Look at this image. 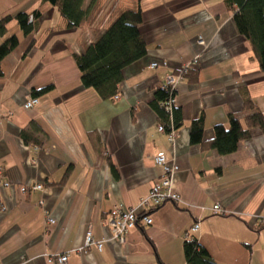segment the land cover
<instances>
[{
	"label": "crops",
	"instance_id": "obj_1",
	"mask_svg": "<svg viewBox=\"0 0 264 264\" xmlns=\"http://www.w3.org/2000/svg\"><path fill=\"white\" fill-rule=\"evenodd\" d=\"M136 6L148 54L124 70L118 94L105 100L83 87L74 55ZM33 11L40 29L30 37L15 20L0 35V45L13 35L20 41L0 72V168L10 183L0 188V264H56L49 257L65 253L67 264H186L189 234L217 264H264L257 219L264 217V133L252 129L230 155L191 144L193 121L203 119L209 142L230 113L243 115V86L264 113V76L226 0H97L90 20L71 31L44 0H0V21ZM199 36L208 48L197 82L186 79L174 93L181 121L172 145L159 132L156 93L166 75L193 62ZM31 97L40 103L25 110ZM158 152L178 164L173 188L182 203L149 211L152 225L130 230L121 244L109 214L116 206L138 210L162 175ZM215 205L225 214H214ZM88 231L105 241L102 252L79 250Z\"/></svg>",
	"mask_w": 264,
	"mask_h": 264
},
{
	"label": "trees",
	"instance_id": "obj_2",
	"mask_svg": "<svg viewBox=\"0 0 264 264\" xmlns=\"http://www.w3.org/2000/svg\"><path fill=\"white\" fill-rule=\"evenodd\" d=\"M55 7L60 14L61 22L66 30H76L81 27L91 14V9L97 0L86 5V0H44ZM99 1V0H98ZM229 6L233 22L241 38H243L252 50V58L256 59L259 69L264 76V0H226ZM31 17L33 22L30 21ZM41 14L33 11L18 13L1 19L0 35H5L7 24L15 20L22 34L30 37L40 29ZM143 11L139 6L122 10L112 21L111 25L85 50L75 56L76 66L80 71L83 87L94 89L99 97L105 100L112 99L119 92V85L124 79V70L132 63L142 60L147 56V43L142 31ZM19 38L15 35L8 38L0 45V72L4 58L18 48ZM33 43L29 46L30 51ZM188 82L196 83L198 70L177 71ZM243 93V115L230 113L228 126L220 124L214 128V139L205 141L203 119L192 122L190 130L191 144L203 145L215 150L219 155H230L237 151L239 144L251 137L252 129H259L264 133V113L258 109L256 102L250 97L245 86L241 87ZM40 90L41 94L49 91ZM39 93H36L37 97ZM161 124L166 128V133L174 126L176 132L180 128V111H174L171 115L162 105L172 97L170 88L159 89L156 93ZM35 98V97H34ZM169 116V117H168ZM171 122V123H170ZM172 125V126H171ZM184 254L186 264H217L210 253L195 239L184 241Z\"/></svg>",
	"mask_w": 264,
	"mask_h": 264
},
{
	"label": "built area",
	"instance_id": "obj_3",
	"mask_svg": "<svg viewBox=\"0 0 264 264\" xmlns=\"http://www.w3.org/2000/svg\"><path fill=\"white\" fill-rule=\"evenodd\" d=\"M31 22H33V18L30 19ZM199 44L203 47H198V50H200L201 53H198L199 55L196 56V58L193 60V62L185 64V66L180 70L181 72H184L185 70H192L196 71L198 70L201 65L198 61L200 55L206 51L208 48V44L205 42L202 36H199ZM201 48V49H200ZM159 66L158 63H153L152 68H157ZM168 64L164 62L163 67H167ZM179 71V72H180ZM186 81L185 77L179 74H168L165 77V87L171 89L172 97L162 103V105L165 107V110L171 115V120L173 119V111H177L179 108V105L177 104V100L175 99V92L178 85L182 82ZM40 103V100L38 98L31 97L26 100V103L24 104V109H34L37 107V105ZM172 126V125H171ZM159 131L161 133H166V128L162 125H159ZM168 140L170 144H174L177 140V132L172 126L171 130L166 133ZM155 164L157 167H159L162 170V175L160 179L158 180V183L155 184L151 189L148 197L142 199L140 201V205L138 210L137 209H123L120 206H116L111 213L109 214V218L107 219V224L110 226L112 236H114V239L116 241H119V243L124 244L127 241V235L130 230L135 228H144L149 227V225H152V218L149 215V211L159 209V207L173 202L175 204L180 205L182 203V200L178 193L174 191V175L179 171L178 164L175 159H170L167 157L165 152H158L157 155L154 156ZM10 185L9 181L6 180V177H4V171L0 168V188L1 186L8 187ZM42 186L36 187V189H41ZM141 209V210H140ZM140 210V211H139ZM214 214L224 215L225 210H222L219 205H215L213 207ZM258 224L264 225V217L258 215ZM50 224L56 223V220L54 218H51L49 220ZM200 229V223H196L192 229L191 233L196 232ZM189 240L192 239V235L189 234L188 236ZM105 241L103 240H95V238L92 236L91 231H88L86 233V241L84 246L79 249L82 252H86L89 248H95L96 250L102 251L104 249ZM69 254L65 253L63 255H54L49 257L50 263H56V264H67L68 262Z\"/></svg>",
	"mask_w": 264,
	"mask_h": 264
},
{
	"label": "rangeland",
	"instance_id": "obj_4",
	"mask_svg": "<svg viewBox=\"0 0 264 264\" xmlns=\"http://www.w3.org/2000/svg\"><path fill=\"white\" fill-rule=\"evenodd\" d=\"M115 15H116V14H115ZM88 20H90V19H87L85 22L87 23ZM85 22H84V24H86ZM84 24H83V25H84ZM83 25H82V26H83ZM203 39H204V38H203ZM197 40H198V41H197V46L200 47L201 45L199 44V37L197 38ZM204 40H205V42L208 44L207 39H204ZM92 43H93V42H91L90 44H92ZM90 44H88V45H90ZM87 47H88V46H87ZM201 47H203V46H201ZM200 49H201V48H200ZM198 53H201L200 50H199ZM198 55H199V54H198ZM159 132H160V131H159ZM103 247H104V246H103ZM103 250H104V249H103ZM103 250H102V251H103ZM98 251H99V250H98ZM102 251H99V252H102Z\"/></svg>",
	"mask_w": 264,
	"mask_h": 264
},
{
	"label": "bare ground",
	"instance_id": "obj_5",
	"mask_svg": "<svg viewBox=\"0 0 264 264\" xmlns=\"http://www.w3.org/2000/svg\"><path fill=\"white\" fill-rule=\"evenodd\" d=\"M169 117V116H168ZM171 123V122H170Z\"/></svg>",
	"mask_w": 264,
	"mask_h": 264
}]
</instances>
